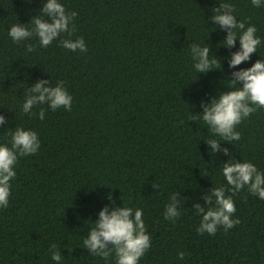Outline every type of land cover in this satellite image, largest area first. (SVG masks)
<instances>
[{
	"label": "trees",
	"instance_id": "obj_1",
	"mask_svg": "<svg viewBox=\"0 0 264 264\" xmlns=\"http://www.w3.org/2000/svg\"><path fill=\"white\" fill-rule=\"evenodd\" d=\"M45 0H0V145L7 130L35 131L40 148L20 157L10 181L9 205L0 208V264H115L83 249V239L99 211L131 207L143 212L151 247L139 264H264V200L247 187L232 195L222 175L223 153H210L213 136L199 117L201 102L229 91L231 72L264 59V4L251 0H59L77 13L75 32L62 33L47 48L35 37L14 43L8 28L27 24ZM235 6L237 21L254 25L261 39L249 61L230 69L223 47L226 32L212 24L219 3ZM44 19H47L44 17ZM30 27V22L26 25ZM83 37L88 51L73 52L60 40ZM210 48L219 64L196 73L190 46ZM35 45L32 52L26 45ZM64 81L72 109L45 117L22 113L28 87L38 80ZM47 86V85H45ZM192 117L194 121H190ZM241 139L221 141L236 162H251L264 173V110L236 127ZM10 147V144L8 145ZM152 184L159 188L153 190ZM223 186L240 223L216 234H198L203 196ZM178 193L180 217L164 219L167 203ZM187 198V199H185ZM110 199V200H109ZM184 252L183 260L177 258Z\"/></svg>",
	"mask_w": 264,
	"mask_h": 264
},
{
	"label": "clouds",
	"instance_id": "obj_2",
	"mask_svg": "<svg viewBox=\"0 0 264 264\" xmlns=\"http://www.w3.org/2000/svg\"><path fill=\"white\" fill-rule=\"evenodd\" d=\"M251 4L260 7L264 0H251ZM235 6L231 3H219L215 7V14L209 19L213 25L226 32L222 41L223 47L232 49L239 41V49L230 53L228 65L230 69L247 62L251 54L257 53L261 39L256 35L254 25L247 24L245 20L237 21ZM40 16L30 18V27L27 24L15 23L8 28V35L14 43H20L35 37L40 48H47L54 40L59 39L62 33L69 37L75 32L73 24L77 16L75 11L66 12L59 0H45L39 9ZM46 17L47 19H44ZM60 46L69 51L87 52L83 37L72 40H60ZM35 45H26V51L32 52ZM193 67L196 73H207L213 70L214 64H221L214 56L210 58V48L201 47L195 43L190 46ZM229 91L220 93L210 98L207 103L201 102L202 114L199 117L208 126L213 136L217 139H208L205 143L210 146V153H223L229 159L223 163L222 175L228 191L235 195L247 187L248 192L264 200V173L260 172L251 162H236L232 159L228 148L220 147L221 141L231 143L241 139L236 127L257 110H264V59L256 60L251 67L231 72ZM47 85V86H45ZM72 96L64 87V81H57L55 86L49 80H38L28 87L21 106V111L29 116H37L40 120L45 117V109L40 108L38 113H33V108L47 105L52 111L63 108L65 111L72 109ZM190 121H194L192 117ZM4 115H0V125L6 124ZM10 137L7 144L0 145V208L6 209L9 205L10 181L15 178L14 167L20 157L35 155L40 148L38 134L23 127L7 130ZM10 144V147L8 146ZM232 144V143H231ZM153 190L159 188L152 184ZM226 189L221 186L213 188L203 196L207 207L199 203L193 205L197 215L201 216L200 224L196 228L198 234L207 233L215 235L219 227L225 231L239 224V219H233L236 212L235 203L231 196L225 195ZM187 199V198H185ZM110 200V199H109ZM178 193H174L170 202L166 204L164 219L175 222L181 215L178 204ZM92 224L86 237L83 239V249L92 256L109 259L115 256V264H139L140 259L151 247V237L147 234L141 209L131 207L109 208L105 205L98 213V219ZM49 255L56 264L61 261L62 255L56 244L49 246ZM184 252H178L177 258L183 260Z\"/></svg>",
	"mask_w": 264,
	"mask_h": 264
}]
</instances>
